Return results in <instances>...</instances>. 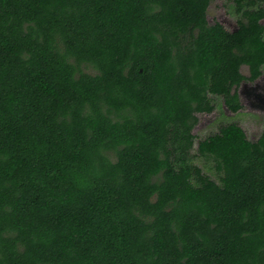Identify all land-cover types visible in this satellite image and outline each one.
I'll list each match as a JSON object with an SVG mask.
<instances>
[{
    "label": "trees",
    "instance_id": "obj_1",
    "mask_svg": "<svg viewBox=\"0 0 264 264\" xmlns=\"http://www.w3.org/2000/svg\"><path fill=\"white\" fill-rule=\"evenodd\" d=\"M210 1L0 0V264H264V129L192 132L261 75L264 0Z\"/></svg>",
    "mask_w": 264,
    "mask_h": 264
},
{
    "label": "rangeland",
    "instance_id": "obj_2",
    "mask_svg": "<svg viewBox=\"0 0 264 264\" xmlns=\"http://www.w3.org/2000/svg\"><path fill=\"white\" fill-rule=\"evenodd\" d=\"M207 20L219 22L227 30L234 31L238 26V14L234 7L233 0H211L206 9ZM264 25V18L260 21ZM87 71L93 72L92 69ZM240 71L244 75H249L248 67L242 65ZM238 96L241 108L233 112L229 110L219 96H212L213 110L211 112H198L197 123L192 132L196 136L194 145L199 139L213 134L225 124L234 122L240 125L250 140H256L264 129V66L261 75L253 81L243 80L238 86ZM209 158L197 157L195 164L200 166L203 171L215 178L214 169H207L210 165Z\"/></svg>",
    "mask_w": 264,
    "mask_h": 264
}]
</instances>
